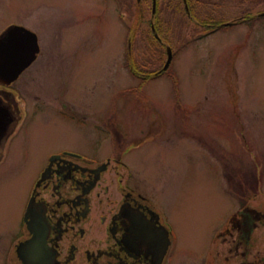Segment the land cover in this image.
<instances>
[{"label":"rangeland","instance_id":"rangeland-1","mask_svg":"<svg viewBox=\"0 0 264 264\" xmlns=\"http://www.w3.org/2000/svg\"><path fill=\"white\" fill-rule=\"evenodd\" d=\"M195 4L202 23L189 19L182 0H158V30L173 59L142 82L129 71V35L139 70L155 71L167 58L163 46L161 58L154 52L152 0H0V31L17 20L41 47L18 82L34 84L40 103L11 143L24 138L27 158L7 156L0 167L1 234L5 218L19 213L41 154L68 147L97 161L123 155L172 223L173 264H234L219 234L243 204L264 209V17L214 25L263 11L264 0ZM64 99L85 118L56 107ZM254 233L253 251L264 256V227Z\"/></svg>","mask_w":264,"mask_h":264},{"label":"flooded vegetation","instance_id":"flooded-vegetation-1","mask_svg":"<svg viewBox=\"0 0 264 264\" xmlns=\"http://www.w3.org/2000/svg\"><path fill=\"white\" fill-rule=\"evenodd\" d=\"M15 24L30 29L13 20L0 34ZM40 54L17 80L0 82V167L15 163L13 158H27L24 138L11 143L28 111L33 115L34 107H39L41 92L31 90L34 84L18 82L32 71ZM56 107L79 110L71 116L85 118L86 111L68 100ZM38 166L19 213L3 222L0 264H173L172 223L157 210L143 178L135 176L121 157L112 154L97 161L62 147L41 154ZM262 227L264 209L245 203L233 213L219 235L229 243L234 264H264L262 253L253 251L259 239L254 232Z\"/></svg>","mask_w":264,"mask_h":264},{"label":"water","instance_id":"water-1","mask_svg":"<svg viewBox=\"0 0 264 264\" xmlns=\"http://www.w3.org/2000/svg\"><path fill=\"white\" fill-rule=\"evenodd\" d=\"M140 2V0H137ZM187 9L186 0H184ZM156 11V0H153V17ZM158 37V35L155 33ZM167 59L163 66L166 69L172 59V52L167 46ZM39 52L37 35L31 30L12 25L0 35V81L9 83L27 68Z\"/></svg>","mask_w":264,"mask_h":264},{"label":"trees","instance_id":"trees-1","mask_svg":"<svg viewBox=\"0 0 264 264\" xmlns=\"http://www.w3.org/2000/svg\"><path fill=\"white\" fill-rule=\"evenodd\" d=\"M188 5H189V8H190L191 14H189L187 16L189 17V19L194 20L198 24L200 21H198L197 18L195 17V15H193L194 14V10L197 7L196 4H195V0H188ZM247 14L248 15H246L247 16L246 19H251L252 18V14L251 13H247ZM204 22L205 21H203V23ZM200 23H202V21ZM151 38L154 41V44H158L160 46V50L159 49H155L154 52L156 53L158 58H161V44L154 37H151ZM136 70H138V69L136 68L135 71H133V74L136 75V76L138 75V77L142 80V82L146 81V79L148 80L151 77V73H153V71H147V73H149V74L145 75L144 73L146 71L144 70V73H143L144 75H142V76L140 75L139 76L138 71H136Z\"/></svg>","mask_w":264,"mask_h":264}]
</instances>
